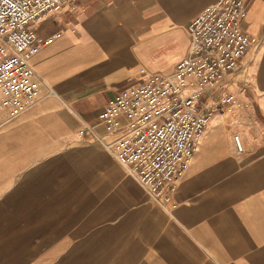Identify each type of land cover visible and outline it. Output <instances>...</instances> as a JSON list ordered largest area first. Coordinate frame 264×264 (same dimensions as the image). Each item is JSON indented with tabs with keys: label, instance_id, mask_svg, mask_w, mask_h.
<instances>
[{
	"label": "crops",
	"instance_id": "1",
	"mask_svg": "<svg viewBox=\"0 0 264 264\" xmlns=\"http://www.w3.org/2000/svg\"><path fill=\"white\" fill-rule=\"evenodd\" d=\"M217 1L79 0L30 26L61 36L31 59L41 99L12 117L0 108V264H264V0L250 1L244 69L219 90L241 75L253 114L229 133L220 122L233 117L211 121L166 207L78 132L142 73H173L188 23Z\"/></svg>",
	"mask_w": 264,
	"mask_h": 264
},
{
	"label": "built area",
	"instance_id": "2",
	"mask_svg": "<svg viewBox=\"0 0 264 264\" xmlns=\"http://www.w3.org/2000/svg\"><path fill=\"white\" fill-rule=\"evenodd\" d=\"M71 0H0V108L19 115L48 87L31 65L32 57L52 44L60 32L42 38L30 26ZM251 0H219L187 25L188 55L173 73H142L119 91L89 134L136 179L151 200L166 207L176 182L188 168L215 105L213 97L242 71V60L257 40L244 28ZM50 90V89H49ZM234 94L222 103L235 102ZM237 155L246 152L234 135Z\"/></svg>",
	"mask_w": 264,
	"mask_h": 264
},
{
	"label": "rangeland",
	"instance_id": "3",
	"mask_svg": "<svg viewBox=\"0 0 264 264\" xmlns=\"http://www.w3.org/2000/svg\"><path fill=\"white\" fill-rule=\"evenodd\" d=\"M76 4H79V0H71L69 3H67L63 7L62 10H60L58 12L57 11L56 12H52V13H50L48 15H53L55 17L56 16L57 17H62V16L63 17H68L69 14L72 15V12L70 10L71 7L73 5H76ZM126 12L128 13L130 11H126ZM132 13H133V15H136L137 14V10L136 9H133ZM78 20L79 21L80 20H83L84 21L85 19L84 18H82V19L79 18ZM80 33L85 34L84 32H80ZM137 81H138V79H137ZM246 88L247 87H245V85L243 84V78L241 77V75H238V76L235 77L234 83L231 86V88H228V90H221V91H219V93H217V95H215L213 97V100L217 104L215 105L214 112H213L212 116L210 117V120L208 122V125H207V127H206V129H205V131L203 133H207L208 127L211 124V121L214 118H216L217 116H220V119H223V116H228V115L230 117H233L234 118V121L232 119L225 118V119L221 120V122H220L221 123V126H222L223 133H229V130H231L235 125L240 124V122L243 121L245 119V117L248 118L249 115H252L253 114V109H252V104H253L252 101H253V99H252V95H251L250 90H248ZM230 91H239V95H236V102H230V103H225V104L222 103L221 102L222 98L225 97L226 94L230 95V93H229ZM238 99L241 100L240 101L241 107L243 105V102L244 103H248V102L250 103L249 104L250 105L249 108L244 107V110H243V113H244L243 116H244V118H240V116L237 117L238 111L240 110V106H238V102H237ZM259 128H262V127H259ZM91 143H93V142H91Z\"/></svg>",
	"mask_w": 264,
	"mask_h": 264
}]
</instances>
